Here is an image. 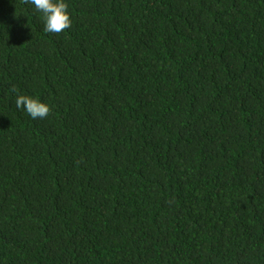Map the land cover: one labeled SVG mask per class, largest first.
I'll return each mask as SVG.
<instances>
[{"label": "trees", "instance_id": "trees-1", "mask_svg": "<svg viewBox=\"0 0 264 264\" xmlns=\"http://www.w3.org/2000/svg\"><path fill=\"white\" fill-rule=\"evenodd\" d=\"M64 2L0 0V264H264V0Z\"/></svg>", "mask_w": 264, "mask_h": 264}, {"label": "clouds", "instance_id": "clouds-1", "mask_svg": "<svg viewBox=\"0 0 264 264\" xmlns=\"http://www.w3.org/2000/svg\"><path fill=\"white\" fill-rule=\"evenodd\" d=\"M26 4L34 5L36 11L42 13L45 33H61L71 27L70 15L67 11L68 5L64 0H23ZM13 92L17 90L12 89ZM16 107L23 109L32 119H43L51 111L50 107L41 103L38 99L27 95H18L15 100Z\"/></svg>", "mask_w": 264, "mask_h": 264}]
</instances>
